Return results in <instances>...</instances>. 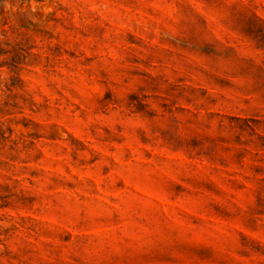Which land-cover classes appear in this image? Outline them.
Returning a JSON list of instances; mask_svg holds the SVG:
<instances>
[{"label": "rangeland", "instance_id": "rangeland-1", "mask_svg": "<svg viewBox=\"0 0 264 264\" xmlns=\"http://www.w3.org/2000/svg\"><path fill=\"white\" fill-rule=\"evenodd\" d=\"M0 264H264V0H0Z\"/></svg>", "mask_w": 264, "mask_h": 264}]
</instances>
